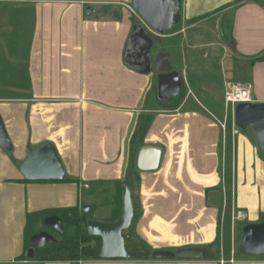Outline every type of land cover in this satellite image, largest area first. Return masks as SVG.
Wrapping results in <instances>:
<instances>
[{
    "label": "crops",
    "instance_id": "1",
    "mask_svg": "<svg viewBox=\"0 0 264 264\" xmlns=\"http://www.w3.org/2000/svg\"><path fill=\"white\" fill-rule=\"evenodd\" d=\"M238 1L182 0L180 30L151 33L154 58L169 53L183 76L177 109L170 108L174 99L158 107L156 75L125 65L128 40L141 22L124 8L133 0L10 1L0 25V114L16 154L0 147V264H26L17 260L25 252L28 214L79 207L89 203L92 183L114 190L124 180L144 114L155 117L142 147H157L162 157L157 171H139L144 214L137 232L154 251L206 247L208 260L29 264H264V256L241 254L238 243L240 226L264 220V152L253 131L236 126V107L225 102L232 87L249 84L253 103L264 104V61H253L264 57V0ZM210 30L216 40L209 41ZM229 30L232 45L224 37ZM211 48L221 63L228 59L216 81L198 68ZM29 143L53 144L67 178L78 183H23ZM214 191L223 194L220 207L208 205Z\"/></svg>",
    "mask_w": 264,
    "mask_h": 264
},
{
    "label": "water",
    "instance_id": "2",
    "mask_svg": "<svg viewBox=\"0 0 264 264\" xmlns=\"http://www.w3.org/2000/svg\"><path fill=\"white\" fill-rule=\"evenodd\" d=\"M24 1V0H0ZM133 9L141 22L134 25L127 43L125 65L130 70L141 75L154 74L157 77L158 99L161 102L177 99L182 94L183 76L174 69L169 53L160 52L154 58L156 41L151 36L154 33L163 36L170 33L182 22V0H133ZM236 126L243 132L251 129L257 138L259 149L264 152V104H239L236 107ZM0 147L7 153L14 151V145L0 114ZM162 151L154 146H144L139 150L137 169L140 172H155L161 163ZM21 174L28 182H62L67 179L66 170L53 144L33 148L27 146V157L20 166ZM223 204V194L218 191L209 194L208 205L220 207ZM84 213H90L91 208L83 207ZM135 218V207L131 190L126 187L123 193V212L120 221L114 223L89 220L87 231L90 237L102 241L101 250L96 254L99 261H144L149 257L153 261H206L209 250L206 247L181 248L177 251L158 250L151 256L144 252H131L127 249V235ZM44 225L59 234L64 233L62 219L50 216L44 220ZM240 248L244 255L250 257L264 256V222L249 224L242 229ZM50 243L57 244L56 238L42 232L32 237L31 248L27 257L33 259L36 250L46 248Z\"/></svg>",
    "mask_w": 264,
    "mask_h": 264
},
{
    "label": "trees",
    "instance_id": "3",
    "mask_svg": "<svg viewBox=\"0 0 264 264\" xmlns=\"http://www.w3.org/2000/svg\"><path fill=\"white\" fill-rule=\"evenodd\" d=\"M246 0H240L238 2H244ZM194 23V22H193ZM225 40L229 44H233V36L231 31L224 35ZM254 62L264 61V57H256ZM185 89L175 100L171 109H177L182 103L184 98ZM163 102H159V108L164 107ZM166 108V107H165ZM154 115H141L135 133L132 136L130 143V161L129 166L125 172V178L122 181L114 184V196L108 195L111 190L104 183H92L87 191V196L91 197L93 203L89 204L83 202L81 206L76 208H68L60 211H47L37 214L27 215V225L25 228V252L17 260L18 262L29 263H45V262H80L88 260H96V254L101 250L102 241L99 238H92L87 231V224L89 220H96L93 218V213L98 208L109 210V217L104 218L102 221L105 223H114L120 221L121 214L123 212V193L128 187L132 192V197L135 207V218L131 228L125 233L127 235V249L131 252H144L152 255L155 252L144 240L139 238L135 231L136 224L140 219L141 213L138 208V197L136 196V190L140 185V173L137 169V156L140 148L144 145L145 138L149 132L150 126L154 120ZM23 183H29L26 180ZM61 183H78L77 180L66 179ZM102 188L101 190H99ZM100 191V192H99ZM99 200V201H98ZM100 202V203H97ZM88 205L91 208L90 213H84L83 207ZM50 216H58L62 219L64 225V233L59 234L53 230L48 229L44 225V220ZM98 221V220H96ZM101 222V221H99ZM264 222V220H262ZM248 225V223L239 227L238 243L240 244L242 239V228ZM42 232H48L52 234L57 244L50 243L46 248L42 250H36L35 257L30 259L27 257V252L31 248V239L33 236ZM209 247V246H208ZM240 253L243 254L239 248ZM171 251H175L171 249ZM244 255V254H243ZM246 256V255H244ZM151 260L149 257L147 260Z\"/></svg>",
    "mask_w": 264,
    "mask_h": 264
},
{
    "label": "rangeland",
    "instance_id": "4",
    "mask_svg": "<svg viewBox=\"0 0 264 264\" xmlns=\"http://www.w3.org/2000/svg\"><path fill=\"white\" fill-rule=\"evenodd\" d=\"M11 4H12V3H11L10 1H0V25L3 23V20H4V18H3V13H2V12H4L5 10H7V8L9 7V5H11ZM124 8H126V9H127L132 15H134V16H135V14H137L131 5H125ZM137 15H138V14H137ZM210 22H211V23L209 24V26H211V24H212V21H210ZM229 23H230V18H227L226 30H228L227 28L229 27L228 25H230ZM179 26H180V25H179ZM179 26H178V27H175L170 33H177V31L180 30V29H179ZM170 33H168V34H170ZM227 33H228V31H226V34H227ZM13 37H15V35H14ZM208 38H209V41H213V39L216 40V34H214V31H213V30H210V31L208 32ZM4 40H5V39H4ZM10 40H12V38H11V39H8V41H7V39H6L5 41H7L8 44H9V43H10ZM25 43H26V41H25ZM23 46H24V45L22 44V46H21V51H22V50L24 51ZM206 51H207V52H210V53H211V56H210V58L207 59V60H203V59H202V61L199 60V67H198V68H201L203 74H204L205 72L207 73V75H208L207 79H210V80H212V81L219 80V78H220V77L223 75V73L225 72L224 68H225V69H228V59L225 60V64H223V63H221V61H220V59H219V58H220V57H219V54L216 53V52H217L216 48L207 49ZM202 54H203V52L201 53V55H202ZM193 66H194V65H193ZM191 67H192V66H191ZM249 130H250V132L253 131V130H251V129H249ZM8 154H9L10 156L14 157V155H15L16 153L13 151L12 153H8ZM101 189H102V188H100L99 190H101ZM109 189L111 190V192H110L108 195H110V196H114V191H113V189H111V188H109ZM99 192H100V191H99ZM135 192H136V196L138 197V208H139L140 213H141V216H140V219H141L142 216H143V214H144V212H143V209H142V207H141V201H140V200H141V197H140V199H139L140 185L138 186V188H137V190H136ZM140 196H141V194H140ZM93 200H94V199L90 198V199H88V202H89V203H93ZM98 201H99V200H98ZM97 203H100V202H97ZM109 214H110V212H109V210H107V209L97 210V211H95V213H93V218L96 219V220H98V221L103 222L102 220H103L104 218L109 217ZM140 219H139V220H140ZM139 220H138V222H139ZM138 222H137V224H138ZM137 224H136V227H135V231H136L137 235L139 236V234H138V232H137ZM139 238H141V237L139 236ZM145 242H146V241H145ZM146 243H147V242H146ZM214 245H215V244H210L209 247L212 248V247H214ZM171 249L177 251V250H179V249H181V248L176 247V248H171ZM210 260H211L212 262H215V261L218 260V259H217L216 255L214 254V255H212V256L210 257Z\"/></svg>",
    "mask_w": 264,
    "mask_h": 264
},
{
    "label": "built area",
    "instance_id": "5",
    "mask_svg": "<svg viewBox=\"0 0 264 264\" xmlns=\"http://www.w3.org/2000/svg\"><path fill=\"white\" fill-rule=\"evenodd\" d=\"M253 92L254 87L252 85L245 86H234L227 93L225 97L226 105H232L237 107L239 104H250L253 103ZM238 219H245V216L239 214ZM234 260H231V264H234ZM221 264H226V262L222 261Z\"/></svg>",
    "mask_w": 264,
    "mask_h": 264
}]
</instances>
